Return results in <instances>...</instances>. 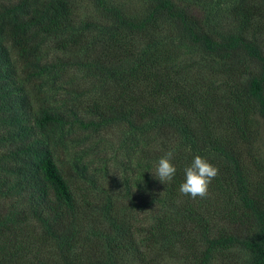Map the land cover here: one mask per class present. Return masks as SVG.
I'll list each match as a JSON object with an SVG mask.
<instances>
[{
    "label": "trees",
    "instance_id": "obj_1",
    "mask_svg": "<svg viewBox=\"0 0 264 264\" xmlns=\"http://www.w3.org/2000/svg\"><path fill=\"white\" fill-rule=\"evenodd\" d=\"M0 264H264V0H0Z\"/></svg>",
    "mask_w": 264,
    "mask_h": 264
},
{
    "label": "clouds",
    "instance_id": "obj_2",
    "mask_svg": "<svg viewBox=\"0 0 264 264\" xmlns=\"http://www.w3.org/2000/svg\"><path fill=\"white\" fill-rule=\"evenodd\" d=\"M173 159L172 151H168L159 159L154 176L161 182L171 181L175 176L177 169L172 162ZM184 172L185 180L180 185L179 192L194 199L207 195L211 181L218 175V168L207 158L196 155Z\"/></svg>",
    "mask_w": 264,
    "mask_h": 264
},
{
    "label": "rangeland",
    "instance_id": "obj_3",
    "mask_svg": "<svg viewBox=\"0 0 264 264\" xmlns=\"http://www.w3.org/2000/svg\"><path fill=\"white\" fill-rule=\"evenodd\" d=\"M136 1H134V3H135ZM139 2V1H138ZM140 3V6H139V4L137 3L136 4V6H139L140 8H141V2H139ZM113 133V132H112ZM110 134V135H112V136H110L109 135V137L107 138H104L102 141H99V143L101 144V146L99 145L98 147L99 148H97L96 149V151H97V153H98V155H107V157H109V158H111V160H116L115 159V157H117L118 156V150H117V146L118 145H113V144H115V143H111V142H106V140H114L115 141V139L117 138V134L116 135H114V134ZM94 139V138H93ZM105 140V141H104ZM104 141V142H103ZM89 145H91L90 143H88ZM113 145V146H112ZM119 155H121V154H119ZM88 157H90L89 155H88ZM113 162V161H112ZM116 164V163H115ZM119 169V168H118ZM128 173V172H127Z\"/></svg>",
    "mask_w": 264,
    "mask_h": 264
}]
</instances>
